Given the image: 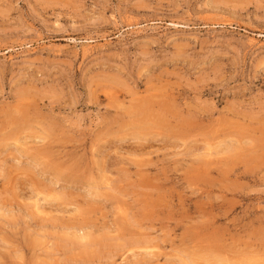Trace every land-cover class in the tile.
<instances>
[{
  "label": "rangeland",
  "instance_id": "rangeland-1",
  "mask_svg": "<svg viewBox=\"0 0 264 264\" xmlns=\"http://www.w3.org/2000/svg\"><path fill=\"white\" fill-rule=\"evenodd\" d=\"M0 264H264V0H0Z\"/></svg>",
  "mask_w": 264,
  "mask_h": 264
},
{
  "label": "bare ground",
  "instance_id": "bare-ground-1",
  "mask_svg": "<svg viewBox=\"0 0 264 264\" xmlns=\"http://www.w3.org/2000/svg\"><path fill=\"white\" fill-rule=\"evenodd\" d=\"M144 148V147H143ZM39 208V207H38ZM105 245V244H104Z\"/></svg>",
  "mask_w": 264,
  "mask_h": 264
}]
</instances>
